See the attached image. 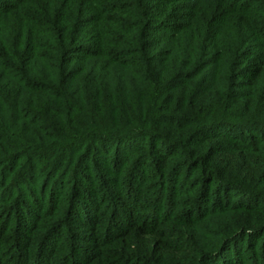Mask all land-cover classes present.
I'll return each mask as SVG.
<instances>
[{"label":"trees","instance_id":"16d2710c","mask_svg":"<svg viewBox=\"0 0 264 264\" xmlns=\"http://www.w3.org/2000/svg\"><path fill=\"white\" fill-rule=\"evenodd\" d=\"M0 264H264V0H0Z\"/></svg>","mask_w":264,"mask_h":264}]
</instances>
